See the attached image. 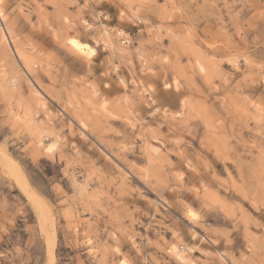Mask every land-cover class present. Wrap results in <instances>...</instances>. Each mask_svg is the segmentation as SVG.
I'll use <instances>...</instances> for the list:
<instances>
[{
	"label": "rangeland",
	"instance_id": "374dc122",
	"mask_svg": "<svg viewBox=\"0 0 264 264\" xmlns=\"http://www.w3.org/2000/svg\"><path fill=\"white\" fill-rule=\"evenodd\" d=\"M0 264H264V0H0Z\"/></svg>",
	"mask_w": 264,
	"mask_h": 264
},
{
	"label": "bare ground",
	"instance_id": "6f19581e",
	"mask_svg": "<svg viewBox=\"0 0 264 264\" xmlns=\"http://www.w3.org/2000/svg\"><path fill=\"white\" fill-rule=\"evenodd\" d=\"M73 41H75L76 43L75 44H73L72 42ZM69 43H70V45L72 46V48H73V50H75V51H78V53H80V52H87L85 55H87L88 53H93L94 52V50L93 49H91V48H89L85 43H82V42H80V41H78L77 39H74V38H72L71 37V39L69 40ZM84 54V53H83ZM17 167L15 166V167H13V169H16ZM19 171V170H18ZM18 171H15V172H17L18 173ZM33 193V192H32ZM34 195V194H33ZM35 197H36V195H34ZM33 196V197H34ZM30 197H31V193H30ZM32 197V198H33ZM40 199V198H39ZM41 200V199H40ZM40 200H38V201H40ZM29 201H31V200H29ZM32 201H36L35 200V198H34V200L32 199ZM37 201V202H38ZM43 202V201H42ZM35 203L36 202H34V203H32V204H34V206L36 207V209H38L37 207H39V203H36L37 205H35ZM40 203H41V201H40ZM44 203V202H43ZM42 205H44L45 206V203L44 204H42ZM44 206H41L40 205V207H39V209L41 210V207L43 208ZM45 210L47 209V208H44ZM45 210H43L42 209V213H44L43 211H45ZM40 213H41V211H39ZM49 213V212H48ZM48 214L47 213H45L44 214V216H47ZM42 219H43V217H42ZM45 219V218H44ZM43 219V220H44ZM48 223V222H47ZM52 237V236H51ZM51 240V239H50Z\"/></svg>",
	"mask_w": 264,
	"mask_h": 264
},
{
	"label": "snow or ice",
	"instance_id": "6c2138e0",
	"mask_svg": "<svg viewBox=\"0 0 264 264\" xmlns=\"http://www.w3.org/2000/svg\"><path fill=\"white\" fill-rule=\"evenodd\" d=\"M72 43H73V44H75L76 42H75V41H73Z\"/></svg>",
	"mask_w": 264,
	"mask_h": 264
}]
</instances>
